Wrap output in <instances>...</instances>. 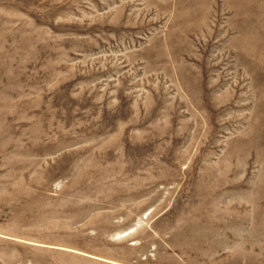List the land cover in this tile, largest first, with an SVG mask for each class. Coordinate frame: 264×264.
<instances>
[{
    "label": "rangeland",
    "instance_id": "obj_1",
    "mask_svg": "<svg viewBox=\"0 0 264 264\" xmlns=\"http://www.w3.org/2000/svg\"><path fill=\"white\" fill-rule=\"evenodd\" d=\"M0 264H264V0H0Z\"/></svg>",
    "mask_w": 264,
    "mask_h": 264
}]
</instances>
